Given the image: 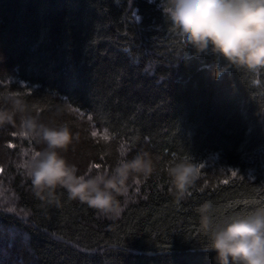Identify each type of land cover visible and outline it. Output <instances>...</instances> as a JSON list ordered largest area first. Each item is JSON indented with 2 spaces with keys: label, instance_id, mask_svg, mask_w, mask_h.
<instances>
[{
  "label": "trees",
  "instance_id": "trees-1",
  "mask_svg": "<svg viewBox=\"0 0 264 264\" xmlns=\"http://www.w3.org/2000/svg\"><path fill=\"white\" fill-rule=\"evenodd\" d=\"M167 7L0 0V93L68 127L64 155L81 173L114 167L121 147L129 159L149 153L156 169L119 198L117 219L62 189L48 205L16 167L28 141L0 129V264H216L200 206L211 204L212 227L264 207V71L213 79V58L186 46ZM177 160L200 168L179 203L165 172Z\"/></svg>",
  "mask_w": 264,
  "mask_h": 264
},
{
  "label": "clouds",
  "instance_id": "clouds-1",
  "mask_svg": "<svg viewBox=\"0 0 264 264\" xmlns=\"http://www.w3.org/2000/svg\"><path fill=\"white\" fill-rule=\"evenodd\" d=\"M167 4V15L186 46L196 56L213 58V79L229 69L264 71V0H167ZM5 127L28 141L16 167L30 179L34 196L48 205L59 204L56 193L62 189L69 199L114 220L123 211L119 198L129 199L132 185H140L156 170L149 153L140 151L129 159V149L121 147L114 167L93 164L81 173L64 155L76 139L70 129L43 122L16 92L0 93V129ZM165 172L169 192L179 203L199 179L200 168L191 160H177ZM211 207L206 202L199 212L210 239L206 249L215 252L216 264H264V207L226 217L215 227L208 215Z\"/></svg>",
  "mask_w": 264,
  "mask_h": 264
},
{
  "label": "snow or ice",
  "instance_id": "snow-or-ice-1",
  "mask_svg": "<svg viewBox=\"0 0 264 264\" xmlns=\"http://www.w3.org/2000/svg\"><path fill=\"white\" fill-rule=\"evenodd\" d=\"M93 135H96V133H93ZM105 140L108 139L107 135L103 137ZM11 210V209H10Z\"/></svg>",
  "mask_w": 264,
  "mask_h": 264
},
{
  "label": "rangeland",
  "instance_id": "rangeland-1",
  "mask_svg": "<svg viewBox=\"0 0 264 264\" xmlns=\"http://www.w3.org/2000/svg\"><path fill=\"white\" fill-rule=\"evenodd\" d=\"M1 194V193H0Z\"/></svg>",
  "mask_w": 264,
  "mask_h": 264
}]
</instances>
